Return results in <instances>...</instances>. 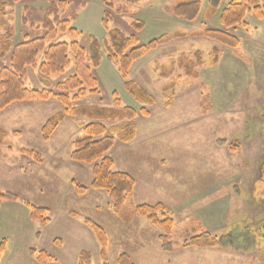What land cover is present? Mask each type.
Masks as SVG:
<instances>
[{"label":"rangeland","instance_id":"obj_1","mask_svg":"<svg viewBox=\"0 0 264 264\" xmlns=\"http://www.w3.org/2000/svg\"><path fill=\"white\" fill-rule=\"evenodd\" d=\"M61 1L66 2L61 18H74L72 26L80 33L76 41L85 49L93 37L102 43L109 37L103 19L109 29L138 36L141 45L166 37L129 73L128 80L154 100L144 106L148 115L140 112L119 65L108 62L106 51L93 70L98 92L72 102L75 107L114 108L117 97L122 106L138 110L132 122L106 123L107 135L115 140L107 157L115 171L132 176L134 191L123 212L116 213L108 193L91 189L93 166L71 159L89 120L65 115L45 139L48 120L65 111L58 99L10 105L0 112V191L17 198L0 201V246H5L0 264H79L84 252L91 254L90 264H119L123 254L133 264H264L261 21L249 16L244 27L232 31L240 40L234 50L201 36L207 29H221L220 13L229 0L213 14L203 0L191 22L176 17L174 8L193 0H0L6 7L0 13V38L10 36L14 47L43 37L44 19ZM135 22L143 25L140 32ZM74 41L60 34L47 47ZM250 42L254 45L247 46ZM251 51L259 57L254 60ZM199 57L198 78L186 77L183 65ZM43 59L44 54L27 69L26 86L58 93V84L75 70L44 76L37 69ZM10 66V54L0 57V72ZM127 125L134 129L129 142L122 137ZM80 186L88 188L84 195L78 194ZM159 204L173 221L171 251L164 248L163 231L135 213L140 205ZM34 205L48 209L45 223L32 219ZM91 224L107 236L105 257ZM204 234L222 243L189 244ZM42 251L47 254L38 261L32 252Z\"/></svg>","mask_w":264,"mask_h":264},{"label":"trees","instance_id":"obj_2","mask_svg":"<svg viewBox=\"0 0 264 264\" xmlns=\"http://www.w3.org/2000/svg\"><path fill=\"white\" fill-rule=\"evenodd\" d=\"M203 0H193L182 2L175 6L174 15L187 21H195L202 9ZM62 2V1H61ZM53 4L49 9L48 16L44 19L43 28L45 34L43 37L27 40L14 47L11 44V37L0 38V57L4 58L7 54L11 55V66L3 68L0 72V112L10 105L18 102L44 101L51 97L58 99L65 108L63 113H59L48 120L44 131V138L48 139L59 127L65 115L84 117L90 121L83 130L82 136L76 138L74 142V151L71 159L75 162L93 166V181L91 189L100 190L108 193L113 202L116 213L121 214L126 206L128 196L133 193L135 181L129 174L114 170L113 160L107 157L108 152L114 147V137L107 135L106 123L115 121L132 122L138 113L134 107L122 106L121 101L115 98L114 108L104 107H75L73 101H78L87 94L98 92V80L93 70L98 69L102 63L103 52L106 51L108 62L117 63L120 73L125 81L128 93L141 105L140 112L148 115L144 106L151 105L154 100L143 89L133 81L128 80L132 66L149 55L151 52L165 43L166 37L162 36L152 40L146 45L139 43L138 36L126 35L119 29H109L107 20L103 19L108 31L109 37L102 43L95 37L88 49L82 47L76 40L80 33L72 26L73 19H62V13L66 9V2L63 1ZM210 14L216 13L222 7L224 0H208ZM5 5L0 4V13L5 11ZM249 16H253L259 21H264V0H229L226 7L220 13V30H205L201 36L215 41L230 49H238L240 40L232 34V31L244 27ZM142 24L135 22V29L140 32ZM68 33L75 40L72 43H56L47 47L48 42H53L60 34ZM215 54L218 50L215 49ZM44 54L42 64L37 68L44 76H58L66 72L73 66L74 75L61 82L57 86L58 93L48 90H35L26 86L29 67H36L40 55ZM195 63L187 61L183 65L185 75L188 78L197 79L196 69L203 65L200 59ZM218 58L215 59L216 62ZM132 126L125 127L126 133L122 137L129 142L134 136ZM0 135L2 133L0 132ZM78 194L84 195L88 188L78 187ZM17 197L8 192L0 191V201L15 200ZM167 209L159 204L156 206L140 205L136 207V215L147 218L150 224L159 227L163 231L161 237L166 251H171V235L173 231V221L167 216ZM32 219L45 223L43 219L47 215L48 209L33 206ZM160 217L162 219H160ZM46 220H48L46 218ZM93 232L103 246L102 254L105 257L108 245V239L101 228L96 224H91ZM227 239L230 237H226ZM225 238V239H226ZM222 243L217 238L209 234L194 238L189 244L198 248L215 247ZM231 244L229 242L228 244ZM5 251L4 243L0 246V260ZM46 252H32L37 256L38 261H42V255ZM79 264H90L91 254L82 253ZM119 264H133L132 260L121 255Z\"/></svg>","mask_w":264,"mask_h":264},{"label":"crops","instance_id":"obj_3","mask_svg":"<svg viewBox=\"0 0 264 264\" xmlns=\"http://www.w3.org/2000/svg\"><path fill=\"white\" fill-rule=\"evenodd\" d=\"M260 22V21H259ZM257 28H259L258 30H257V33H259V35L261 36V39H260V37H259V40H260V42H261V46H262V51H261V54H260V56L262 57V59L261 60H264V21H261V24H260V26L258 27L257 26ZM259 43V41H257V43H254V44H258ZM254 45L253 43H251L250 42V44H248L247 46H249V45ZM246 46V47H247ZM251 48H252V46H251ZM254 53V54H253ZM251 54H252V56H253V58H254V60H255V57H254V55L256 56V58H258L259 57V53L257 52V51H251Z\"/></svg>","mask_w":264,"mask_h":264},{"label":"flooded vegetation","instance_id":"obj_4","mask_svg":"<svg viewBox=\"0 0 264 264\" xmlns=\"http://www.w3.org/2000/svg\"><path fill=\"white\" fill-rule=\"evenodd\" d=\"M261 227H263L264 228V223L261 225ZM264 237V236H263Z\"/></svg>","mask_w":264,"mask_h":264}]
</instances>
